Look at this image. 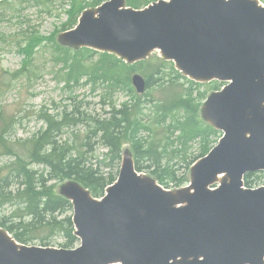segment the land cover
<instances>
[{
    "label": "water",
    "instance_id": "95a60500",
    "mask_svg": "<svg viewBox=\"0 0 264 264\" xmlns=\"http://www.w3.org/2000/svg\"><path fill=\"white\" fill-rule=\"evenodd\" d=\"M67 47L128 63L155 50L197 81H232L203 117L225 136L191 169V185L165 190L124 152L119 180L99 200L76 179L60 193L74 206L76 249L19 242L0 226V264H264V187L242 188L264 170V6L259 0H160L145 9L109 0L86 8L58 35ZM139 92L146 80L135 74ZM221 174L223 176H221ZM221 182L218 189L210 185Z\"/></svg>",
    "mask_w": 264,
    "mask_h": 264
},
{
    "label": "trees",
    "instance_id": "16d2710c",
    "mask_svg": "<svg viewBox=\"0 0 264 264\" xmlns=\"http://www.w3.org/2000/svg\"><path fill=\"white\" fill-rule=\"evenodd\" d=\"M18 1L22 5L31 0ZM103 1L91 0L85 5H78L77 0H72L68 10L69 22L64 27H73L82 10ZM150 1L128 0V3L142 7ZM15 4L13 0H0V15L7 11H20L21 8H16ZM24 33L28 35L23 41L14 39L19 41L17 46L25 56L23 68H30L35 49L38 53L39 49L47 46V37L37 30L21 35ZM54 36L49 38L54 50L52 55L54 62L62 64L57 76L67 85H80L84 79L85 84L100 82L110 87L112 92L127 90L130 101L120 108L114 104L98 117L85 114L76 104L71 110L66 108L52 115L47 113L48 109L42 110L40 117L45 126L21 139L19 149L13 153V160L3 164L2 157L12 149L8 147V153L2 155V149L7 144L0 135V225L22 243L37 241L47 246L63 237L64 247H75L78 238L73 234V207L58 193L57 182L76 178L95 196L103 195L105 188L118 176L123 142L134 140L137 134L147 131L151 133L148 135L151 139L143 150L138 142L134 143L137 156L142 153V159L147 161L146 164L137 162V169H150L161 182L172 180L182 184L186 177L177 176L169 164H163L164 161L177 158L190 164L210 150L219 133L202 122L198 114L207 90L182 77L171 63L157 58V62H140L128 67L109 54H100L88 48L73 51L62 47ZM134 71H142L147 76L148 89L158 87L161 96L155 97L148 90L146 99H142L131 85L130 74ZM108 93L111 94V91ZM110 98H106L104 104L110 103ZM145 105H150L145 109L149 111L147 113L144 112ZM85 123H89V128L87 135L81 138L78 127ZM95 138L107 148L102 159L94 155L98 150V147L95 149ZM196 142H199V154L188 161L190 149ZM253 176H246L249 185L255 181ZM262 177L264 174L257 176L256 180ZM6 210L8 215L3 214Z\"/></svg>",
    "mask_w": 264,
    "mask_h": 264
},
{
    "label": "rangeland",
    "instance_id": "374dc122",
    "mask_svg": "<svg viewBox=\"0 0 264 264\" xmlns=\"http://www.w3.org/2000/svg\"><path fill=\"white\" fill-rule=\"evenodd\" d=\"M13 1L16 3L15 7H20L21 10L7 11L4 15H0L2 17L0 18V135L7 144L2 149V155L8 153V147L12 149V152L2 157V164L13 160V153L15 149H19L18 142L21 139L31 136L45 126V122L40 117L42 110L48 109L47 113L52 115L66 108L71 110L76 104L82 112L98 116L110 109L102 105L103 97L108 91L106 86L85 84V79L80 85L69 86L57 76L62 64L54 62L53 45L49 38L55 34L54 39L57 40L59 33L69 28L64 25L69 22L68 10L71 8L72 0H39V2L31 0L22 5H19L18 0ZM86 1L89 0H77V4L85 5ZM33 30L47 37V46L39 49L38 53L35 49L32 65L30 68H23L25 56L19 50L17 43L28 35L21 33ZM14 38L20 40L17 42ZM150 90H153L154 94H159L156 88ZM125 101L127 94L125 90L120 89L110 98V106L115 104L116 108H120V104ZM146 108L150 107L144 106V112L147 113L149 111H145ZM78 128L83 134L85 126L80 125ZM134 139L143 150L146 145V135L137 134ZM100 150L98 148L94 155L102 159ZM197 154H199V144L196 142L190 149L189 157L187 156L188 161ZM141 157L142 153H140ZM182 162L175 158L165 160L164 164H169L175 174L182 175L188 171V164ZM56 184L59 187V183ZM3 214L8 215L9 211L6 210ZM63 242L64 239L61 237L49 245L63 247ZM31 243L39 245L37 241Z\"/></svg>",
    "mask_w": 264,
    "mask_h": 264
}]
</instances>
